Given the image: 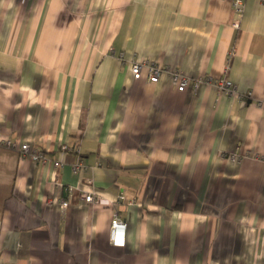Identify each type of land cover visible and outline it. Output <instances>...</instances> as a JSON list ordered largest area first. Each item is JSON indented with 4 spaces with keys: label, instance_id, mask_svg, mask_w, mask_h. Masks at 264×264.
I'll return each mask as SVG.
<instances>
[{
    "label": "crops",
    "instance_id": "0c3cea01",
    "mask_svg": "<svg viewBox=\"0 0 264 264\" xmlns=\"http://www.w3.org/2000/svg\"><path fill=\"white\" fill-rule=\"evenodd\" d=\"M233 1L0 0V264H264V1Z\"/></svg>",
    "mask_w": 264,
    "mask_h": 264
},
{
    "label": "built area",
    "instance_id": "2783aa9c",
    "mask_svg": "<svg viewBox=\"0 0 264 264\" xmlns=\"http://www.w3.org/2000/svg\"><path fill=\"white\" fill-rule=\"evenodd\" d=\"M233 9L235 14V20L233 22V25L235 27H238V22L240 17L242 16V11H243L242 3L240 0L233 1ZM130 72L134 79L139 80L145 77L150 83L157 82L160 76L164 72H167L170 81L176 86V89L178 91H183L191 83V80L187 76L181 74L179 71L174 69H170V70L163 69L159 64H155V63L132 62L130 64ZM213 84L219 91L227 94L230 98H242V95H240L236 91L235 85L230 80L220 78L217 79L216 81H213ZM0 143L7 147L14 146V144H12L8 139H4ZM61 149L64 151L68 149V147L66 145H62ZM19 152L21 154V157L31 159L37 163H43L46 161L40 150L31 148V146L26 142L21 143L19 145ZM60 165L61 162L59 160H55L53 162V166L55 169L58 168ZM83 167L84 166L82 161L78 160L73 164L72 170L74 172L81 171L83 170ZM82 198L87 203L96 204L100 202L99 196H93V194L91 193L83 194ZM68 205H69V199H63L59 203L61 210H64ZM125 229H126V222L124 219L115 216L111 220L109 238L112 245L122 246L124 244Z\"/></svg>",
    "mask_w": 264,
    "mask_h": 264
},
{
    "label": "snow or ice",
    "instance_id": "6c2138e0",
    "mask_svg": "<svg viewBox=\"0 0 264 264\" xmlns=\"http://www.w3.org/2000/svg\"><path fill=\"white\" fill-rule=\"evenodd\" d=\"M119 242V241H118Z\"/></svg>",
    "mask_w": 264,
    "mask_h": 264
}]
</instances>
